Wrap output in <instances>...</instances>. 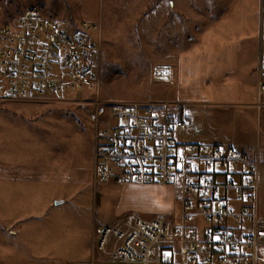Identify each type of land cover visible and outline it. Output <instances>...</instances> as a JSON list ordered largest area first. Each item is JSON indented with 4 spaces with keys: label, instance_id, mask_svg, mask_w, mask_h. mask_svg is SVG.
<instances>
[{
    "label": "rangeland",
    "instance_id": "rangeland-1",
    "mask_svg": "<svg viewBox=\"0 0 264 264\" xmlns=\"http://www.w3.org/2000/svg\"><path fill=\"white\" fill-rule=\"evenodd\" d=\"M236 1L0 0L2 22L17 18L29 6L40 8L67 30L100 20V30L91 33L102 45L98 93L85 88L75 102L59 105L0 104L1 166L16 174L35 169L43 177L42 180H24L18 175L6 184L11 189L3 195L6 200L28 201L33 207L26 209L24 216L18 219L21 220L16 225L21 229L19 235L14 236L6 222L0 223L1 264H91L92 261L100 264L102 261L93 257V234L99 226L131 214L144 218L159 214L179 216L180 191L177 188L170 194L171 209L163 207L162 196L153 201L150 195L147 200L128 195L127 190L134 194L140 188L138 184L126 187L99 182L98 188L93 189L90 169L95 126L89 121L93 107L87 103L96 97L102 101L168 99L187 102L186 114L192 126L179 140L234 145L251 156L258 153L262 175L259 190L264 189V108L258 112L248 101L230 99L205 105V101L180 95L182 87L191 85L186 84L191 74L196 82L200 80L202 55L192 47L199 43L210 24L235 9L233 28L238 24L255 28L260 0H239L237 5ZM246 41L239 56L240 74L255 81L257 89L260 38L254 35ZM190 49L192 52L178 61ZM161 65L171 66L170 81L154 77L155 67ZM49 165H76L85 170L76 174H82L78 185L66 180L55 184L44 179L45 171H39ZM69 187L73 190L69 191ZM153 202L154 206L150 207ZM46 203V208L36 207ZM193 226L210 225L203 222ZM260 242L264 244V236ZM176 263H183L179 253ZM257 263L264 264L259 260Z\"/></svg>",
    "mask_w": 264,
    "mask_h": 264
},
{
    "label": "built area",
    "instance_id": "built-area-1",
    "mask_svg": "<svg viewBox=\"0 0 264 264\" xmlns=\"http://www.w3.org/2000/svg\"><path fill=\"white\" fill-rule=\"evenodd\" d=\"M260 19L254 104L259 112L264 108V0ZM100 28L99 20L67 30L36 6L0 21V104L59 105L79 99L85 88L98 93L102 45L91 32ZM154 77L170 81L171 67H155ZM87 104L93 107L89 121L95 126L94 187L99 182L170 185L180 191L176 219L131 214L99 226L94 259L100 264H177L179 253L182 264H258L264 226L258 153L251 156L222 143L181 142L192 126L188 103L96 97ZM198 220L210 226L200 230L193 226ZM228 221L234 226L212 225Z\"/></svg>",
    "mask_w": 264,
    "mask_h": 264
},
{
    "label": "crops",
    "instance_id": "crops-1",
    "mask_svg": "<svg viewBox=\"0 0 264 264\" xmlns=\"http://www.w3.org/2000/svg\"><path fill=\"white\" fill-rule=\"evenodd\" d=\"M261 1V0H260ZM239 0L236 1V5ZM235 9L231 10V13L228 15L223 14L221 18L213 22L208 26V28L203 32L200 37L199 43L192 47V49L199 51L200 55H202L203 60V69L200 74V80L197 82L193 79V74L190 76V81L188 80L186 84L187 87L183 88V91L180 93L182 97H191L195 100L205 101V105L207 102H220L223 99H230L235 102L245 101L250 102V107L254 108V104L256 102V82L252 81L250 77H243L246 75L240 74V66H239V56L243 52V47L246 40L254 37V35H258L260 33V5L257 14V23L255 28L252 25H242L238 24L237 28H233L235 26L234 18ZM232 25V26H231ZM235 30V31H234ZM192 49L188 50V52H184L178 61H181L185 58ZM191 57H195L191 54ZM191 61V60H190ZM169 66V65H167ZM171 67V66H170ZM172 69V68H171ZM189 78V76H188ZM195 81V82H194ZM211 99V100H209ZM187 103V102H186ZM194 104V103H193ZM189 105V104H188ZM196 105V104H195ZM258 111V109H257ZM259 112V111H258ZM261 112V111H260ZM210 143V141H207ZM74 166H63V165H49L44 169H39V171L46 172V181L50 183H62L66 182H74L78 185V178L80 179L82 174L76 176L79 172H84L85 169H80ZM4 166L0 164V223L6 222L5 224L11 228V233L15 235H19L21 229H19L16 225L21 221L18 220L24 216L26 209H31L33 205L28 201H20L13 202L6 200L3 195L5 192H9L10 187L6 186L10 181L17 178L18 175H21L20 179L29 180V179H39L42 180L41 174L35 169H27L21 171V174H16L15 171H7L3 169ZM261 171V168H260ZM90 175L92 177L93 184V174L92 168L90 169ZM14 177V178H13ZM264 178V177H263ZM66 180V181H65ZM259 180H262V175L260 174ZM264 181V179H263ZM132 185V184H131ZM140 188L134 191V194L127 190L128 195L137 198V199H145L147 200V195H150V199L155 201L156 198L163 199V207H168L171 209L172 202L171 192H175V186H164V185H140ZM126 187H131L130 185H126ZM159 187V188H158ZM76 188V186H75ZM98 188V186L93 189ZM73 188L69 187L68 190L71 191ZM177 191V190H176ZM259 190V214L261 217V222L264 225V189ZM77 192H80L78 190ZM161 195H158V193ZM261 194L263 195L261 198ZM171 196V197H170ZM133 198V200H135ZM17 203V205H15ZM59 203V201H57ZM41 204V203H40ZM37 205L36 207L46 208L47 203L43 206ZM154 206L153 205L150 207ZM166 209V208H165ZM32 215V213H31ZM172 218L176 219L175 214H171ZM203 221L198 220L194 223V225H201ZM234 222H219L213 223L212 225L217 226H234ZM198 229H204L200 226ZM98 228L95 229L93 234V241L95 239V234ZM264 226L261 227L260 240L264 236L263 234ZM1 232V229H0ZM258 258L260 262H264V244L259 242L258 248ZM1 264V261H0Z\"/></svg>",
    "mask_w": 264,
    "mask_h": 264
}]
</instances>
